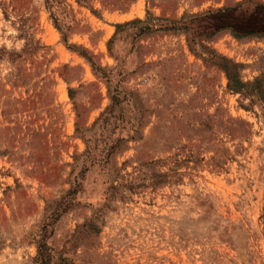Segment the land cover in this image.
Instances as JSON below:
<instances>
[{
    "label": "rangeland",
    "instance_id": "obj_1",
    "mask_svg": "<svg viewBox=\"0 0 264 264\" xmlns=\"http://www.w3.org/2000/svg\"><path fill=\"white\" fill-rule=\"evenodd\" d=\"M243 1L0 0V264H35L49 223L50 264H264V101L228 90L214 65L264 90V37L220 30L202 40L216 55L205 62L183 32L133 25L109 52L118 24L212 31L208 12ZM262 17L245 3L228 19ZM68 46L126 97L108 124L96 122L107 84Z\"/></svg>",
    "mask_w": 264,
    "mask_h": 264
},
{
    "label": "trees",
    "instance_id": "obj_2",
    "mask_svg": "<svg viewBox=\"0 0 264 264\" xmlns=\"http://www.w3.org/2000/svg\"><path fill=\"white\" fill-rule=\"evenodd\" d=\"M45 3L50 7L49 2L50 0H44ZM245 3L252 4L254 6V11L256 13L264 15V4L261 3H251L250 0H244L243 2H240L236 4L234 7H223L221 9L216 10L213 14L211 12H208V16H205L200 22H206V20H217V23L214 25L215 29L210 31V25L208 24H202V29H193L191 27H187L186 24L182 21V19L179 20H172L168 21L167 25L163 27H156V24L149 23L148 21H140L135 20L131 21L125 24H118L116 25V32L109 42V52L111 49V44L114 38L117 36L118 32H120L123 27L125 26H133V25H141L139 29L140 34L144 33H154V32H183L187 37V43L189 50L194 53L195 55L202 58L205 62L212 61L216 55L202 43V40H208L216 35L217 32L220 30H227L230 32V34L237 39H244L249 37H257L262 38L264 37V17L260 19H253L251 21H238V22H230L228 19V16L230 13H234L238 11ZM153 19V18H151ZM197 20V19H194ZM59 30V29H58ZM60 31V30H59ZM143 32V33H142ZM62 33V32H61ZM62 40L64 43H66V36L63 34ZM71 49H75V51L78 52L80 57H82L91 67L94 75L98 79H102L107 84V94L111 101V105L99 116L97 119V123L99 121H103L105 124H108L111 119H114V108H118L126 97H123L122 99L118 98L120 95V91L116 89L115 86H110L111 80L110 75L111 72L107 71L106 69L102 68L99 64H97L93 58L87 51L81 49L77 50L78 48L74 46H68ZM216 59L219 62L214 63L215 66L219 67L225 74V77L227 79V88L230 91L240 93L244 91L247 87L251 85V90H256V95L260 97L262 101H264V90L261 87V83L256 79L251 84H244L241 82L239 78V74L237 71V64H233L226 60L223 57H216ZM133 97V96H132ZM133 100H137V98L133 97ZM90 131V130H89ZM88 131V132H89ZM86 143L89 142V139L85 140ZM116 149V145L113 144L108 149V154L113 153ZM91 150L92 147L88 146V149L86 152L82 155L83 157V163H85L91 156ZM76 190L70 189L66 195L59 201L55 202L53 211L50 213V217L52 219H56L60 216V214L65 213L72 207L73 200L71 197L76 194ZM50 226V223L46 226H43L41 231L42 238L39 240H36V249L37 254L35 257V264H50L53 259L52 255V249L47 246L45 243L44 236L47 227Z\"/></svg>",
    "mask_w": 264,
    "mask_h": 264
}]
</instances>
